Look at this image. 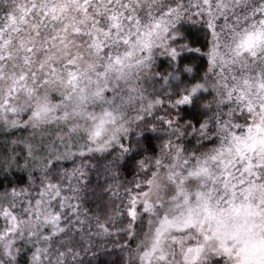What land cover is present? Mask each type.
<instances>
[{
    "label": "snow or ice",
    "instance_id": "obj_1",
    "mask_svg": "<svg viewBox=\"0 0 264 264\" xmlns=\"http://www.w3.org/2000/svg\"><path fill=\"white\" fill-rule=\"evenodd\" d=\"M0 134V264H264V0H0Z\"/></svg>",
    "mask_w": 264,
    "mask_h": 264
},
{
    "label": "trees",
    "instance_id": "obj_2",
    "mask_svg": "<svg viewBox=\"0 0 264 264\" xmlns=\"http://www.w3.org/2000/svg\"><path fill=\"white\" fill-rule=\"evenodd\" d=\"M198 34L195 30L192 31V35L189 37L190 39H197ZM196 45L193 44L192 47ZM163 60V58H161ZM194 57H187L183 63H192ZM167 67V61L163 60L160 64L161 70H165ZM197 72H201V69H196ZM21 133L18 131L12 132V136H19ZM3 136L0 134V139ZM65 167H71V164L64 165ZM128 177L131 176V171L126 174ZM95 174L93 173V177ZM123 179V178H122ZM102 187H106L103 185ZM107 199V198H105ZM127 221H124L123 224H117V227H123ZM122 241L116 239L115 236L109 237H93L92 238V246L88 248L87 252L82 251L81 259L85 262V264H125V252L126 250H121L120 248L113 247V245L120 244ZM80 247L83 249L84 244H81ZM90 253V254H89Z\"/></svg>",
    "mask_w": 264,
    "mask_h": 264
},
{
    "label": "rangeland",
    "instance_id": "obj_3",
    "mask_svg": "<svg viewBox=\"0 0 264 264\" xmlns=\"http://www.w3.org/2000/svg\"><path fill=\"white\" fill-rule=\"evenodd\" d=\"M0 223H2V221H0ZM100 238V237H99Z\"/></svg>",
    "mask_w": 264,
    "mask_h": 264
}]
</instances>
